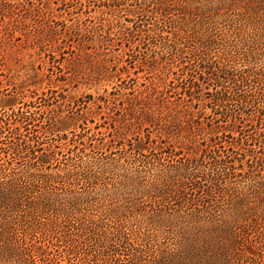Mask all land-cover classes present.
Masks as SVG:
<instances>
[{"label": "trees", "instance_id": "16d2710c", "mask_svg": "<svg viewBox=\"0 0 264 264\" xmlns=\"http://www.w3.org/2000/svg\"><path fill=\"white\" fill-rule=\"evenodd\" d=\"M12 1H0L11 34L38 29L43 50L61 41V32L89 50L103 33L111 38L122 9L121 0H104L90 37L87 23L52 28L45 2L36 8ZM137 2L126 11L127 30L144 12L157 13L145 32L161 35L171 60H181L170 71L176 84L153 82L130 97L120 87L94 100L70 97L64 87L38 94L32 87L45 79L36 73L9 76L0 98V264H61L49 257L54 251L79 254L82 264H264V0H218L214 8L194 0ZM210 21L224 32L215 33ZM185 35L200 38L187 61ZM46 77L52 84L53 71ZM59 101L76 111L65 114ZM42 102L45 111L38 110ZM91 104L117 110L114 122L131 134L111 141L104 157L122 149L135 163L83 160L102 140L87 136L96 115ZM45 112L52 113L47 126L37 125ZM42 126L67 147L68 159L34 134ZM108 175L120 181L109 183Z\"/></svg>", "mask_w": 264, "mask_h": 264}, {"label": "rangeland", "instance_id": "374dc122", "mask_svg": "<svg viewBox=\"0 0 264 264\" xmlns=\"http://www.w3.org/2000/svg\"><path fill=\"white\" fill-rule=\"evenodd\" d=\"M0 1L5 2L6 0ZM18 1L20 4H24L25 7H29L30 4L33 3L36 8L42 6L41 3L45 2L43 6V14L46 13L47 16L45 21H48L49 25L54 29L57 28V25H61L58 27V29H61L63 24L68 27L76 24L82 26L83 24V29L84 27L88 28V26L90 29L101 15L100 11L103 8L101 5L104 2V0H48L49 2L47 0H13L12 3L16 4ZM149 1L150 0H138L137 3L147 5ZM217 1L218 0H194V4L200 8H204L206 5H210L211 8H214ZM121 4V11L116 12V16L112 18H115L119 25L114 29L111 38L103 33L106 37L94 38V42L91 46L92 48L84 51L76 42H72V38L66 36L63 32L60 33L61 41L59 40L57 44H54L55 46L47 47V50H43L40 40L42 41L44 36L38 29H33L31 33H29L28 30L21 29L23 32L18 31L11 34L12 29L7 26L8 19L3 21V17L1 18L0 16V98L6 94L8 92L7 89L10 88L9 84H11L12 79H10L9 76L15 75L16 78L24 80L27 74L33 73L39 74L40 77L45 79V82L41 85L32 87V90H38V94L47 92L50 87L59 91L62 90L61 87H64L63 89L66 90L65 94L70 97L79 98L92 95L94 100L109 96L111 93L117 94V92L120 91V87L124 89V91L121 92H127L125 93V97H130L129 94L133 90L136 91V94L140 91L151 90L153 87L151 84L153 82L159 83L161 87L169 85L170 82L176 84V77L170 71H177L181 60L178 58L171 60L173 54L166 49V46L163 47L164 43H167V40L162 38L161 35H154L153 33L148 34L145 32L157 13L149 8L153 14L148 11L144 12V16L139 17V20L142 19V22L138 23V27H134L130 33L127 30V28L131 26L128 22L130 16L126 11L127 9L139 6L138 4L135 6V0H121ZM47 7L49 9H47ZM142 7L146 8L145 6ZM146 10L148 9L146 8ZM104 17L105 19H110L107 13H104ZM86 23L88 26H86ZM209 26H213V28L217 29L213 31H216L215 33L219 35L224 32L222 30L224 27L220 24L218 25L215 22H211ZM200 31L199 33H201ZM94 32L95 29L91 28L90 34L88 33V35L91 37ZM196 32L197 31L194 33ZM82 33L85 34V31ZM82 37L84 38V35ZM199 39L198 35H185V40H183V42L185 41L184 58L186 61L194 56V51L199 46L197 45ZM77 40L78 37L74 39V41ZM242 49L239 50V52H241ZM50 55H53V57ZM153 59L156 60L155 63ZM53 60L54 63H52ZM167 64L170 66L168 67ZM262 64H264V59L260 65ZM167 68H169V74L166 72L168 71L166 70ZM51 71H53V77L51 78L52 84L48 85L46 75H50ZM163 71L164 73H162ZM61 74L67 78L66 82H62L58 79ZM157 74L161 76V80L157 77ZM28 93L30 92H27V94ZM97 102L99 103V101ZM42 104L43 102L38 103V110L45 111L47 108L45 109ZM59 104H61L65 114H69L70 111H76V106L69 101H59ZM91 105L94 106V108H91H93L96 115L93 118L94 123L90 122L87 124V130L90 131V133H87V136L89 137L95 134L97 135L96 138H102V140L100 142H93V145L95 144L96 146L95 148L88 146V156L83 157V160L104 157L106 151L111 148H107V146L113 144L112 147H115V143H111V141L119 140L127 142L125 139L131 137L130 133L127 134V137L123 136V130L119 127L121 124L114 122V120H118L121 117L117 113V110L110 111L100 107L97 109L96 105ZM72 107L75 108L71 109ZM51 114L50 112H45L43 116L40 117L37 125H46L44 121H48ZM46 129L47 128L44 126L37 127L39 134H37V132L34 134L39 135L40 140H43L47 145L57 147L54 148L57 153H60L56 156L57 158L68 159L69 154L67 153V147L61 145L60 141L49 132L47 134ZM5 134H7V132ZM28 135L32 136V131ZM5 140L6 143L11 142V138L9 137H6ZM118 147L121 148V146ZM120 151H122V149L117 150L116 154H112L110 159H128L132 161L131 163H135L131 154L126 152L119 153ZM1 152L2 151H0V153ZM6 152L9 153L8 150ZM104 158L108 159L107 157ZM110 159H108V161H110ZM5 160L6 155L1 153L0 162H4ZM60 166L62 165H55L56 168ZM108 177L111 178V180L107 179L109 183L117 184L118 181H120L115 175H108ZM105 182L106 181L100 180L98 183L103 187ZM91 190L95 192L98 191L97 193L100 192L94 188H91ZM95 210V208H91L88 213L92 211L94 213ZM33 239L35 242L39 241L37 237H33ZM49 257L53 261L61 264H82L80 262L81 260H79V258L81 259L79 254H59L54 251ZM96 262V260L89 261L90 264H95ZM114 264L118 263L115 262Z\"/></svg>", "mask_w": 264, "mask_h": 264}]
</instances>
